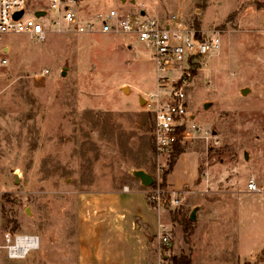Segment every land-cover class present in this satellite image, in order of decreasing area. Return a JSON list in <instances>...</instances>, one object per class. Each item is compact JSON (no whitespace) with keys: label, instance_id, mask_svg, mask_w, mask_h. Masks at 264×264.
Returning a JSON list of instances; mask_svg holds the SVG:
<instances>
[{"label":"rangeland","instance_id":"rangeland-1","mask_svg":"<svg viewBox=\"0 0 264 264\" xmlns=\"http://www.w3.org/2000/svg\"><path fill=\"white\" fill-rule=\"evenodd\" d=\"M28 1L35 9L47 0ZM80 1L81 19L113 8L145 11L161 22L176 16L221 39L220 51L193 72L187 90L195 137L181 144L170 174L169 194L179 205L157 210L148 200L157 188L169 192L170 175L165 186L163 177L171 161L155 148L147 95L159 85L148 47L119 34L55 32L42 43L5 35L0 264H78L81 196L123 191H132L140 219L153 220L148 264L182 258L191 264H264V0ZM243 89L250 92L243 95ZM135 170L151 174L155 186L143 187ZM250 182L256 192L249 191ZM158 212L167 246L157 239ZM6 233L38 236L40 248L10 261L1 249Z\"/></svg>","mask_w":264,"mask_h":264},{"label":"built area","instance_id":"built-area-1","mask_svg":"<svg viewBox=\"0 0 264 264\" xmlns=\"http://www.w3.org/2000/svg\"><path fill=\"white\" fill-rule=\"evenodd\" d=\"M80 4V0H47L30 9L28 0H0V42L5 35H28L42 43L50 33L66 31L126 35L142 43L152 51L159 85L156 92L147 95V106L154 115L155 148L159 154L171 156L177 144L195 137L189 127L193 116L188 111L187 90L192 84L193 72L220 51L221 39L217 34L187 26L176 16L161 22L146 13L131 14L113 8L93 20L81 19L76 11ZM37 11H45L46 15L37 17ZM20 12L23 15L17 18ZM7 64V59L0 57V68ZM248 188L251 192L258 190L255 182H250ZM169 193L157 188L148 195L149 203L157 210L178 206L179 200L171 196L174 193ZM166 230L167 226L161 224L157 236L164 246L170 241ZM3 242L1 249L11 260H23L32 250L40 248L38 236L6 233Z\"/></svg>","mask_w":264,"mask_h":264},{"label":"crops","instance_id":"crops-1","mask_svg":"<svg viewBox=\"0 0 264 264\" xmlns=\"http://www.w3.org/2000/svg\"><path fill=\"white\" fill-rule=\"evenodd\" d=\"M192 163L193 159L187 161L188 165ZM191 174L194 178V173ZM167 189L174 193L171 175ZM142 191L146 194L145 190ZM131 192L81 196L78 264H148L151 236L147 233L152 234L153 220L151 216L145 217L144 220L138 217L141 213H137L135 209L134 195H128ZM158 216L159 221L155 228L157 226L156 229L159 231L161 225L159 212Z\"/></svg>","mask_w":264,"mask_h":264},{"label":"water","instance_id":"water-1","mask_svg":"<svg viewBox=\"0 0 264 264\" xmlns=\"http://www.w3.org/2000/svg\"><path fill=\"white\" fill-rule=\"evenodd\" d=\"M121 2L125 3L127 0H120ZM131 3L133 5L136 4L135 0H132ZM141 15H145V11H141L140 12ZM23 15V12H20L17 14V18H20L21 16ZM35 15L37 17H43L46 15V12L45 11H37L35 13ZM66 70H64V72H62V75L63 76H66ZM250 92L249 89H243L242 90V94L243 95H247L248 93ZM245 158L247 159L248 158V155L246 154L245 155ZM133 176L138 179L140 182H141V185L143 187H146V188H150L154 183H155V179L154 177L147 173L146 171L144 170H135L133 171ZM15 178H16V182H18L19 178H18V172H15ZM198 211H199V207H196L193 209L191 215H190V220L191 221H195L197 219V214H198ZM26 213L29 214V208L26 209Z\"/></svg>","mask_w":264,"mask_h":264},{"label":"trees","instance_id":"trees-1","mask_svg":"<svg viewBox=\"0 0 264 264\" xmlns=\"http://www.w3.org/2000/svg\"><path fill=\"white\" fill-rule=\"evenodd\" d=\"M182 145L181 143L177 144L175 146V149L173 151V153L171 154L170 156V168L169 170L164 174V177H163V186L166 185V181H167V177L172 173L173 171V168L175 167L176 163H177V160L178 158L180 157V155L182 154ZM155 186V185H154ZM152 186V187H154ZM151 187V188H152ZM186 223H190L188 220ZM175 264H191V260L190 259H187V258H182L180 260H177L174 262Z\"/></svg>","mask_w":264,"mask_h":264}]
</instances>
